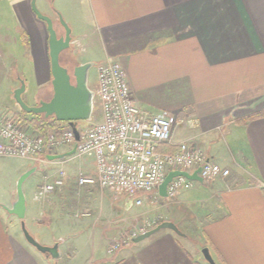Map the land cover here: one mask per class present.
I'll return each mask as SVG.
<instances>
[{
	"label": "crops",
	"instance_id": "1",
	"mask_svg": "<svg viewBox=\"0 0 264 264\" xmlns=\"http://www.w3.org/2000/svg\"><path fill=\"white\" fill-rule=\"evenodd\" d=\"M30 1L0 0V12L6 10L9 16L0 24V114L4 116L18 113L12 93L24 73L22 69L19 75L13 72L21 62L32 63V79L37 81L31 93L32 106L52 96V88L51 92L48 89L52 79L48 33L45 23L33 13ZM76 1L86 16L73 27L71 45L86 42L88 49L98 55V64L106 59L119 62L132 101L139 109L154 116L171 114L194 122L193 127L175 128L173 145L167 148L176 151L177 144L194 136L209 160L230 170L228 177L212 182L193 181L192 189L167 202L165 213L164 206L153 213L155 218L161 217L160 221L176 225L178 218L184 225L185 217L179 210L193 207L194 225L185 227L192 235L185 233L179 239L169 230H160L141 242L119 248L108 258L97 257L94 264H201L184 244L192 238L198 240L200 250L209 249L216 264H264V116L244 122L264 112V0ZM14 80L18 85H13ZM226 138L233 151L224 144ZM226 148L230 149L227 155L223 153ZM72 150V146H66L56 153ZM86 157L90 162L82 161ZM74 159L80 160L78 172L96 174L90 155L27 160L32 166L16 175L17 182L30 170L29 177L36 173L41 164L49 171L58 169L36 185L31 204L24 190L29 177L23 182L24 224L28 215L31 225L37 228L54 218L57 199H65V206L71 210L81 208L74 217H94L95 225L110 218L112 201L120 212L122 206L127 208L125 196L115 200L109 190H95L96 185L85 188L82 200L88 199V204L79 205L81 195L75 193L67 173L61 189L43 201H35L36 188L52 181L64 163ZM196 171L192 169L189 174ZM17 182L9 204H0L4 212H0V264H48V258L37 256L12 233L21 223L14 212ZM103 192L112 201H105ZM96 195L102 196L97 206L90 204V200H97ZM119 229H114L113 236ZM108 230L103 232L106 249L109 238H114L105 234ZM51 241L44 246L64 243L62 236ZM58 251L59 259V247Z\"/></svg>",
	"mask_w": 264,
	"mask_h": 264
},
{
	"label": "built area",
	"instance_id": "2",
	"mask_svg": "<svg viewBox=\"0 0 264 264\" xmlns=\"http://www.w3.org/2000/svg\"><path fill=\"white\" fill-rule=\"evenodd\" d=\"M95 97L101 120L89 127L77 128L78 140L65 123L59 133L45 135L30 132L12 117L0 114V157L40 161L45 154L62 147L72 146L73 156H92L95 162V178L82 177L79 185H98L130 199L138 194L157 192L169 172H187L197 168V175L206 182L218 177H228L229 169H223L209 160L196 137L179 144L172 153L162 152L161 147L172 146V134L178 127H193L191 120L177 119L174 115L154 116L139 109L132 101L126 75L119 62L106 59L99 63ZM81 175V174H80ZM65 172L59 169L52 181H45L35 191L34 200L43 201L47 195L64 186ZM194 182L185 177H175L167 186L170 201L181 192L193 188ZM141 200L132 201L135 206ZM161 217L145 220L128 233H121L111 241L108 253L128 246L134 238L154 228Z\"/></svg>",
	"mask_w": 264,
	"mask_h": 264
},
{
	"label": "rangeland",
	"instance_id": "3",
	"mask_svg": "<svg viewBox=\"0 0 264 264\" xmlns=\"http://www.w3.org/2000/svg\"><path fill=\"white\" fill-rule=\"evenodd\" d=\"M35 1V7L38 10V12L48 18L51 19L53 23V28L56 32V35L58 37L63 36L65 33V30L60 22V19L64 24H66L67 28L70 30V37L74 36L75 31L73 30V27H76V23L79 19H82L86 16L85 11L83 10V6L80 5L79 1L76 0H34ZM9 18L8 14L5 12H0V21L1 25L5 23V21ZM60 18V19H59ZM3 21V22H2ZM8 25V24H6ZM9 26V25H8ZM81 41V40H80ZM79 41V42H80ZM67 59L71 61V64L69 65V68L72 69V67H76L79 64L84 63H92L94 66L89 70L88 72V87L95 91L96 85H97V70L96 67L98 65V55L92 51L89 50L87 47L86 42L81 41L79 44L74 45L70 44V47L62 52L59 56V63L62 67L66 68ZM32 63L26 64L24 62H21L19 65V68H17L13 73L14 75H19L20 69L21 72L24 73V76L20 75L22 80L25 82V91L22 94V99L25 102V104L29 107H32V100H31V93L33 91L34 85L37 83L34 79H32ZM13 85H18V82L16 80L13 81ZM50 86H48L49 91L51 92ZM41 91H39L40 93ZM97 98H94V110L91 116V119L89 121H78L76 123V126L78 128H84L89 127L92 124L98 123L101 120L100 111L97 107ZM14 105V103L12 102ZM37 105V104H36ZM15 109L18 111V108L16 105H14ZM8 117H12L11 114H9ZM62 122H57V125L61 126ZM225 138V137H224ZM227 147H232V151L234 150L233 146H230V139L226 138V141H224ZM229 148H226V150L223 151L225 155L228 154L230 151ZM236 156V153H235ZM79 159V158H78ZM71 160L68 163H64L63 169L66 173L71 176V180L73 181V189L75 193H78L79 196L81 195V199L79 200V205H85L88 204V199L82 200V195L85 193V188L87 186H94V185H79L78 179L80 176L82 177H90L95 178L94 176H89L85 173L78 172V165H80V160ZM87 160L90 162V158L86 157L83 158L82 161ZM81 161V162H82ZM23 166V167H21ZM32 164H30L27 160H21L17 158H6V160L0 159V204L7 205L9 204L10 195L12 194V190L15 189L17 179L16 175L21 172L22 170L29 169ZM55 170L49 171L47 168H45L42 164L39 167V170L31 175L26 182L24 183V190L26 192V198L28 201V204H31L32 198H33V191L36 185L43 180L45 176H51L54 174ZM18 171V172H17ZM81 174V175H80ZM49 176V177H50ZM9 179H11L9 181ZM97 186V187H96ZM94 186V189H98L100 191V187L98 185ZM102 190V189H101ZM111 192V191H110ZM103 199L106 201H112L111 197L106 193L103 192ZM111 194L114 196L115 200L117 198H123L124 195H118L116 193L111 192ZM75 197V195H74ZM97 200L93 203L92 200H90V204L92 205H98V203H102L100 198V195H96L95 197ZM140 199L141 205L135 206L132 204V201L134 199ZM102 199V201H103ZM127 204V208L125 209L124 206H122L121 212L118 210V206L115 202H111V215L110 218H103L100 220L97 225L94 224V217L90 218H75L74 214L79 213L81 211V208L69 209L65 206V199H59L55 200V203L57 205L56 209V215H54V218L51 220H47L45 224L41 225L40 227L32 226L31 222L29 221V215L25 219V225L26 229H28L35 237L38 243L41 245L46 242L51 243L52 239L56 238L57 236H62L64 243L59 245L60 255L61 257L59 259H51L48 258L49 263L48 264H94V261L97 259V257L108 258L111 255L108 253V249L111 245V241L114 239H117L118 236L125 232L128 233L129 230H133L136 226L142 224L145 222V220H155V217L153 216V213L161 210L162 206L164 208L162 209V214L166 212V204L167 201L164 198H161L158 196L157 192H153L150 194H138L135 198L130 199L128 196L125 195V200ZM69 200V199H68ZM83 203V204H82ZM129 204V205H128ZM96 205V206H97ZM180 216L185 217V224L179 223V220L177 218L176 225L179 228V230L183 234H188L186 226L190 225L193 226V220L195 218V209L190 206H186L184 209L179 210ZM1 213L3 211H0ZM4 213V212H3ZM163 217V216H162ZM192 223V224H191ZM110 228V230L106 231L105 234L108 237L113 236L114 229H119L118 233L114 235V238L109 241L107 249L105 248L106 238L103 236L104 230ZM112 230V231H111ZM12 233H15V239H18L22 243H25L26 246L37 256L43 257L41 253H39L35 248H33L31 245H29L26 240L23 237V234L21 232L20 224H18L12 231ZM77 233V236L74 237V235ZM192 235V234H188ZM182 237H179L181 239ZM185 242V241H184ZM185 245L189 246L188 249L191 250L193 253H195L197 260L201 264H206L204 259L201 256V250L205 247L198 248V240L192 238L190 243H184ZM122 248V247H121ZM94 252H96V256H94ZM114 253V252H113ZM111 253V254H113ZM67 257V255H69ZM109 254V255H107ZM73 261H71V258Z\"/></svg>",
	"mask_w": 264,
	"mask_h": 264
},
{
	"label": "water",
	"instance_id": "4",
	"mask_svg": "<svg viewBox=\"0 0 264 264\" xmlns=\"http://www.w3.org/2000/svg\"><path fill=\"white\" fill-rule=\"evenodd\" d=\"M31 9L37 19L44 22L48 33V55L50 61L51 72V87L52 96L48 101H39L36 106L29 107L22 99V94L25 91V83L19 79V86L13 90L12 97L15 104L21 111L26 114L43 115L44 118L54 117L57 122L66 123L73 131L75 139L78 140V132L76 123L78 121H89L94 110L95 91L88 87V72L94 66L92 63L79 64L73 68L70 75L68 70L62 67L59 63V56L62 52L70 47L72 38L70 37V30L66 24L60 22L65 30L63 36L58 37L53 28V23L50 18L40 14L35 7V1H30ZM73 81V82H72ZM75 149L66 154L47 155L41 157V160L55 161L63 160L66 157L72 156ZM32 170L23 174L17 182V201L15 204L14 212L21 219L20 228L26 242L35 248L39 253L46 258L58 259L59 257V242L53 246H44L37 242L25 227L22 212L24 210V196L22 193V184L29 177ZM198 171L188 174L187 172H169L162 183L157 188L158 196L164 198L167 202V186L175 177H185L192 181H202L197 175ZM169 230L176 236L184 237V234L178 227L170 221H164L147 232L137 236L132 240L133 243L141 242L154 233L160 230ZM201 255L207 264H216L210 254L208 248L201 250Z\"/></svg>",
	"mask_w": 264,
	"mask_h": 264
},
{
	"label": "trees",
	"instance_id": "5",
	"mask_svg": "<svg viewBox=\"0 0 264 264\" xmlns=\"http://www.w3.org/2000/svg\"><path fill=\"white\" fill-rule=\"evenodd\" d=\"M17 108H18V111H17L18 113L13 114L12 119L15 122H18L23 128H28L30 132L32 133L41 134V135H45L48 133H54L57 135L61 127L65 125V123H63L61 126L57 125V121L54 119V117L44 118L43 115L26 114L25 112L21 111L18 106ZM263 116H264V112L256 113L246 118L244 122H247L248 120H251V119L260 118ZM160 150L162 152L172 153L175 151V148L161 147ZM56 154L57 153L54 152L50 154H45L44 156L56 155ZM162 222L164 221H159L155 226H157L158 224Z\"/></svg>",
	"mask_w": 264,
	"mask_h": 264
},
{
	"label": "flooded vegetation",
	"instance_id": "6",
	"mask_svg": "<svg viewBox=\"0 0 264 264\" xmlns=\"http://www.w3.org/2000/svg\"><path fill=\"white\" fill-rule=\"evenodd\" d=\"M71 64V61H69V59H67V63H66V69L68 70V73L71 75L72 74V72H73V68L74 67H72V69H70L69 68V65ZM73 82V81H72Z\"/></svg>",
	"mask_w": 264,
	"mask_h": 264
}]
</instances>
